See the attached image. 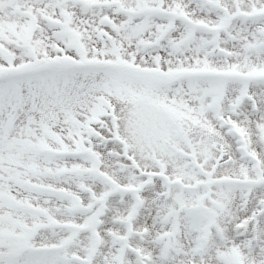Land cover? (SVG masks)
<instances>
[{
    "label": "snow or ice",
    "instance_id": "1",
    "mask_svg": "<svg viewBox=\"0 0 264 264\" xmlns=\"http://www.w3.org/2000/svg\"><path fill=\"white\" fill-rule=\"evenodd\" d=\"M0 264H264V0H0Z\"/></svg>",
    "mask_w": 264,
    "mask_h": 264
}]
</instances>
